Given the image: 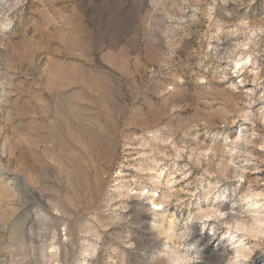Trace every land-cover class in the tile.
I'll use <instances>...</instances> for the list:
<instances>
[{
    "label": "clouds",
    "instance_id": "obj_1",
    "mask_svg": "<svg viewBox=\"0 0 264 264\" xmlns=\"http://www.w3.org/2000/svg\"><path fill=\"white\" fill-rule=\"evenodd\" d=\"M0 264H264V0H0Z\"/></svg>",
    "mask_w": 264,
    "mask_h": 264
}]
</instances>
